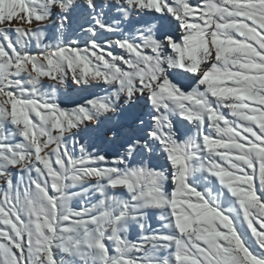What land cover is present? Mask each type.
I'll return each mask as SVG.
<instances>
[{"label": "rangeland", "instance_id": "1", "mask_svg": "<svg viewBox=\"0 0 264 264\" xmlns=\"http://www.w3.org/2000/svg\"><path fill=\"white\" fill-rule=\"evenodd\" d=\"M257 151L264 0H0L1 260L205 264Z\"/></svg>", "mask_w": 264, "mask_h": 264}, {"label": "bare ground", "instance_id": "2", "mask_svg": "<svg viewBox=\"0 0 264 264\" xmlns=\"http://www.w3.org/2000/svg\"><path fill=\"white\" fill-rule=\"evenodd\" d=\"M187 1L194 2L197 0ZM113 43L114 45H120L117 40H114ZM129 51L132 53V50L129 49ZM150 87L151 86L147 87V90L150 91ZM133 97H135V95L125 98V100H123L124 103L122 106L127 105ZM142 101L144 102V114L142 115L143 118L144 116H154V113L161 108L152 102L150 104L147 103L145 98H143ZM119 102V99H117L115 104H120ZM113 112V109H109L106 113L112 114ZM189 121L194 124V120L192 118L189 119ZM123 127L126 128V126ZM140 127L145 130L147 129V126L144 124L143 127L142 125H140ZM111 134V137L114 138L115 135H122L123 132L120 131V127H117L116 125L115 129L111 131ZM246 166L251 172L257 173V182L260 185V189L264 192L262 152L257 151L253 160L247 161ZM241 183L246 185L252 184L251 180L247 178H242ZM245 209L247 213V219H245L244 216H241L239 217V221L240 224H243L246 229L247 246L238 248V245L234 239L225 232L223 234V240L217 243V248L215 249L214 255H210V253L206 254L204 261L205 264H261L260 261L255 258L254 254L257 252L264 254V208L256 200L248 198L245 201ZM220 224L223 229L226 227V222L222 218L220 219ZM6 255V259L1 260L0 258V264H20L19 258L12 249H7ZM31 264H55V262L46 252H40L37 254L35 260Z\"/></svg>", "mask_w": 264, "mask_h": 264}]
</instances>
